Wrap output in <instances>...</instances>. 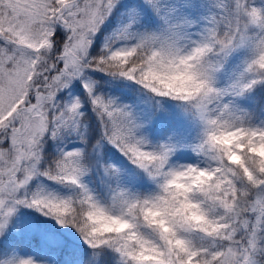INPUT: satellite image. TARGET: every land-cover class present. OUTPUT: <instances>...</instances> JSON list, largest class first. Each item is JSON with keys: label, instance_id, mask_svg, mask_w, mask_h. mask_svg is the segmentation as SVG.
<instances>
[{"label": "snow or ice", "instance_id": "snow-or-ice-1", "mask_svg": "<svg viewBox=\"0 0 264 264\" xmlns=\"http://www.w3.org/2000/svg\"><path fill=\"white\" fill-rule=\"evenodd\" d=\"M0 264H264V0H0Z\"/></svg>", "mask_w": 264, "mask_h": 264}, {"label": "trees", "instance_id": "trees-1", "mask_svg": "<svg viewBox=\"0 0 264 264\" xmlns=\"http://www.w3.org/2000/svg\"><path fill=\"white\" fill-rule=\"evenodd\" d=\"M101 42H103V37H101ZM102 75V74H100ZM98 78V77H97ZM103 83V82H102ZM107 87V85H105ZM89 145L87 147V151L89 152V162L91 164H96V167H99L98 161L103 160L106 162L114 163L120 167H125L127 162L120 156L115 149L111 148L110 145H105L102 149H100L99 154L95 150L92 149L91 145L95 144L94 134L91 132V122H89V132H88ZM53 151H55V146H53ZM190 157H182V159H189ZM89 183L95 186V178L93 176H89Z\"/></svg>", "mask_w": 264, "mask_h": 264}, {"label": "rangeland", "instance_id": "rangeland-1", "mask_svg": "<svg viewBox=\"0 0 264 264\" xmlns=\"http://www.w3.org/2000/svg\"><path fill=\"white\" fill-rule=\"evenodd\" d=\"M66 146L69 147V148H71V147L79 146V145H78L77 141H75L74 139H72V141L70 143H67ZM87 179H88V182H89L90 181L89 180V177ZM25 211L27 212V211H31V210H25Z\"/></svg>", "mask_w": 264, "mask_h": 264}]
</instances>
